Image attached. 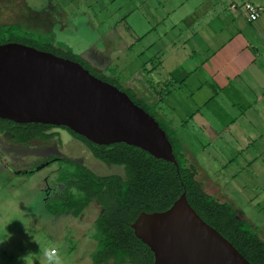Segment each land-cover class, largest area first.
Here are the masks:
<instances>
[{
    "label": "crops",
    "instance_id": "crops-1",
    "mask_svg": "<svg viewBox=\"0 0 264 264\" xmlns=\"http://www.w3.org/2000/svg\"><path fill=\"white\" fill-rule=\"evenodd\" d=\"M235 1L260 5L263 11L259 20L248 23L230 10V0H131L133 10L121 16L131 33L123 47L140 67L123 80L118 74L110 79L120 80L139 98L149 95L151 104L157 101L159 91L174 89L171 80L180 84L157 106L158 116L176 131L189 166L205 191L222 203L232 204L258 228L264 240V0ZM119 11L123 13L124 8ZM179 11L180 20L169 28L160 27ZM195 12L208 17L205 25L201 22L192 29L179 26ZM204 33L209 34L205 40ZM196 35H200V45L191 48L188 42ZM214 39L218 44L213 46ZM191 62H195L193 68L184 72L183 66ZM199 70L204 78L195 79L193 74ZM216 140L231 147L228 158L219 157ZM238 160L241 170L231 174V180L243 175L252 179L243 183L250 197L241 206L229 184H220L217 179L221 170L230 165L234 168ZM96 248L97 244L89 254L91 264Z\"/></svg>",
    "mask_w": 264,
    "mask_h": 264
},
{
    "label": "rangeland",
    "instance_id": "rangeland-1",
    "mask_svg": "<svg viewBox=\"0 0 264 264\" xmlns=\"http://www.w3.org/2000/svg\"><path fill=\"white\" fill-rule=\"evenodd\" d=\"M130 1L0 0V27L19 24L29 33L52 32L57 44L70 48L86 59L97 73L106 78L118 74L123 80L140 67V62L123 47V43L129 42L131 33L126 23L122 24L125 18L121 19V16L133 10L130 7L134 3ZM175 5L173 3L171 6ZM206 6L209 7L210 3ZM120 7L124 8L123 13L119 11ZM180 12L168 19L170 23L167 21L160 27L169 28L172 22L180 20ZM207 18L195 12L179 26L192 29L201 22L205 25ZM215 24H219V21ZM187 35L192 37V32ZM199 36L196 35L193 42L189 41L188 46H199ZM208 37L209 34L204 33V40ZM212 43L214 46L218 41L214 39ZM201 52L204 54L205 51ZM194 63L184 65V72L193 68ZM193 77L204 78L201 70L195 72ZM148 96L145 95L147 100ZM214 147L221 151V159L228 158L232 151L220 140H216ZM52 158L77 161L99 176L123 173L121 168L103 165L95 160L82 143L65 131L60 132L59 139L34 140L27 145L16 143L9 133L0 135V264H22L19 257L29 252V264H42L44 257L41 250L51 247L57 249L62 264H91L89 254L97 244L94 239L95 221L101 209L93 203L79 218L70 212L57 217L46 212V200L58 196L64 189V185L56 180L61 166L54 161L48 162ZM241 164L238 160L234 168L230 165L217 175L220 184L228 183L229 188L236 192L238 206L245 204L250 197L243 189L244 181L252 180H247L244 175L231 180V174L238 173ZM31 173L32 176L29 175ZM255 181L257 185L256 178ZM262 206L264 208V204ZM261 217L264 221V210Z\"/></svg>",
    "mask_w": 264,
    "mask_h": 264
},
{
    "label": "trees",
    "instance_id": "trees-1",
    "mask_svg": "<svg viewBox=\"0 0 264 264\" xmlns=\"http://www.w3.org/2000/svg\"><path fill=\"white\" fill-rule=\"evenodd\" d=\"M8 43L22 44L75 61L96 77L118 87L159 122L173 146L178 165L125 143L97 145L64 126L19 124L0 118V135L9 133L18 144L59 139L60 132L65 131L101 164L123 169L121 174L99 176L86 165L71 159L48 160L61 166L56 180L64 185L61 194L46 200L48 214L57 217L70 212L79 218L93 203L101 209L95 221L97 248L92 255V264H155L154 253L135 235L132 224L142 213L169 210L183 193L201 219L232 243L245 259L251 264H264V240L258 228L243 218L232 204L222 203L205 191L195 170L189 166L176 131L158 116L157 106L179 88V83L171 80L174 89L159 91L157 101L151 104L123 87L119 80L97 73L88 61L70 48L57 44L52 32L29 33L19 24L2 26L0 45Z\"/></svg>",
    "mask_w": 264,
    "mask_h": 264
},
{
    "label": "water",
    "instance_id": "water-1",
    "mask_svg": "<svg viewBox=\"0 0 264 264\" xmlns=\"http://www.w3.org/2000/svg\"><path fill=\"white\" fill-rule=\"evenodd\" d=\"M0 118L64 126L97 145L125 143L178 165L159 122L118 87L81 64L18 43L0 45ZM135 235L155 264H251L190 206L142 213Z\"/></svg>",
    "mask_w": 264,
    "mask_h": 264
},
{
    "label": "built area",
    "instance_id": "built-area-1",
    "mask_svg": "<svg viewBox=\"0 0 264 264\" xmlns=\"http://www.w3.org/2000/svg\"><path fill=\"white\" fill-rule=\"evenodd\" d=\"M229 8L233 12H238L248 23H255L261 17L262 7L254 2L248 1L243 4L230 0Z\"/></svg>",
    "mask_w": 264,
    "mask_h": 264
},
{
    "label": "clouds",
    "instance_id": "clouds-1",
    "mask_svg": "<svg viewBox=\"0 0 264 264\" xmlns=\"http://www.w3.org/2000/svg\"><path fill=\"white\" fill-rule=\"evenodd\" d=\"M41 251H42V256L44 257L42 264H62L61 258L57 254V249L55 247L43 249ZM30 255L31 252H29L25 256L19 257V260L22 261V264H29Z\"/></svg>",
    "mask_w": 264,
    "mask_h": 264
}]
</instances>
